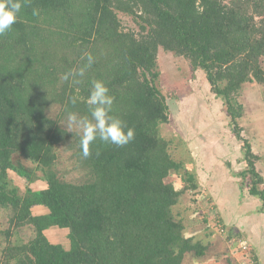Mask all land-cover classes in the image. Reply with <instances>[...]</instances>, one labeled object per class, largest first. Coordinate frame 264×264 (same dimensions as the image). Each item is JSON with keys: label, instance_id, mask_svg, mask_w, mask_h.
Returning a JSON list of instances; mask_svg holds the SVG:
<instances>
[{"label": "trees", "instance_id": "obj_1", "mask_svg": "<svg viewBox=\"0 0 264 264\" xmlns=\"http://www.w3.org/2000/svg\"><path fill=\"white\" fill-rule=\"evenodd\" d=\"M116 11L139 18V36L122 29ZM160 49L206 77V98L224 107L239 135L238 97L248 83L264 86V0H27L12 31L0 36V208L10 211L0 264H184L188 255L206 256L208 246L175 214L187 189L172 182L184 168L178 142L162 133L178 125L157 87ZM88 53L95 62L80 82L64 80ZM98 79L115 98L112 114L135 139L122 147L97 140L85 159L81 130L62 125L68 111L89 115ZM243 143L251 193L264 197L258 157ZM60 145L83 174L77 182L53 170ZM16 158L35 169L19 168ZM11 172L45 185L23 192ZM25 227L33 238L13 242ZM56 230L61 241H52Z\"/></svg>", "mask_w": 264, "mask_h": 264}, {"label": "crops", "instance_id": "obj_2", "mask_svg": "<svg viewBox=\"0 0 264 264\" xmlns=\"http://www.w3.org/2000/svg\"><path fill=\"white\" fill-rule=\"evenodd\" d=\"M194 75L196 74L190 75L188 85L176 93L179 97L174 96L170 104L174 110L175 117L171 118L174 124L181 125L180 121H184L181 134H178L182 137L175 135L178 144L174 147L184 166L180 172L184 175L180 184L187 189L185 193L188 196L184 193L177 206L181 209L180 216L186 215L187 211L186 221L195 224V233L190 236L202 242L213 238L214 244L206 245L207 254L201 259L190 257L187 260L189 264H264V197L251 193V185L248 182L250 174H247L248 178L245 176L248 167L243 142L246 139L242 138L241 133L238 135L235 124L226 117L225 110L220 108V105L213 104L211 98H206V77L198 73L203 80L201 84H205L201 86L198 84L199 80L194 84ZM188 86L193 89H186ZM186 90L190 92L184 95ZM199 95L201 98L194 106L198 107L195 115L190 111L188 101ZM218 118L223 121V127H228L227 130L232 134L228 139L221 138L224 130L217 128L219 133L215 131L214 121ZM231 140H234V143L231 144ZM247 141L252 148V140ZM253 151L252 148V153L258 157L255 161L257 172L263 179V183L257 188L264 191V148L259 153ZM185 173L192 176L191 180ZM209 207L213 209L210 210ZM207 211L210 216L214 213L218 215L219 222L228 231L225 236L212 228ZM201 214L200 220L197 217ZM195 221L200 223L196 224ZM233 243L236 246H232ZM244 245H247V251H243Z\"/></svg>", "mask_w": 264, "mask_h": 264}, {"label": "rangeland", "instance_id": "obj_3", "mask_svg": "<svg viewBox=\"0 0 264 264\" xmlns=\"http://www.w3.org/2000/svg\"><path fill=\"white\" fill-rule=\"evenodd\" d=\"M118 14V17L121 21L122 29L126 32H133L137 34L138 36L141 33V24L140 20L137 16L130 15L127 13L119 12L116 11ZM262 67L264 69V59L262 62ZM158 68L160 71V77L157 80V87L158 89L162 92V94L169 100V104L172 103L173 97H179L176 93L183 89L186 85H188V81L190 80V75L194 74V71L191 66V62L183 57H176L172 53H166L162 49L159 50L158 53ZM201 73V72H199ZM195 76V75H194ZM193 76V77H194ZM199 77V75H197ZM196 80H199L198 84L201 86H204L205 84H201L203 82L202 78L199 77L194 79V84ZM186 89H193V87L190 88L188 86ZM186 90L184 95L188 94L190 91ZM212 94V93H211ZM215 96V95H214ZM181 97V96H180ZM200 95L195 97L194 99H190L188 101L189 103V109L192 111L195 115L197 114L198 107H194L195 104H198V100L200 99ZM238 103L243 105L244 109V114L241 119L238 120L239 122V130H241V134L243 139L246 140H252V148L256 153H259L261 151L264 145L262 141H264V86L260 85L258 83H248L244 86L243 91L241 92L240 96L238 97ZM251 101H254L253 103ZM251 103L253 107H251ZM220 108L224 109L223 107L220 106ZM58 107H54L53 111H51V115H53L55 112L57 113ZM198 118V117H196ZM220 118L216 119L215 122V131L217 132V128H220L224 130L221 138L222 139H228L229 137L232 136L231 132H229L227 129L228 127H223V121L219 120ZM181 125L183 126L184 121H180ZM183 123V124H182ZM223 124V125H222ZM178 125L175 129L171 124H167L163 126V135L165 138L173 141L175 143L177 138L176 136L182 137L181 135H177L175 131H179L182 129V126ZM62 127L68 131H80L79 129L75 128H68L67 126V121H63ZM221 130V131H222ZM219 133V132H217ZM255 135V136H253ZM262 140V141H261ZM256 141L255 143H253ZM234 143V140H231ZM206 143V142H205ZM207 145V143H206ZM174 146V145H173ZM181 147L184 148V144L181 143ZM253 151V152H254ZM176 152H178L176 150ZM184 152V151H183ZM261 154V153H260ZM57 155L58 159L53 167V170L58 174V176L65 181H72V182H77L79 179L82 177V172L80 169H78V165L74 158L72 157V152L67 150L66 145H60L57 148ZM187 156V154H185ZM15 162L17 166L20 167H25L27 169H35L31 163L28 161H25L20 158H16ZM241 165V164H240ZM264 165V163H263ZM260 167V166H259ZM264 167V166H263ZM233 169V167L231 166ZM230 168V169H231ZM30 170V171H32ZM41 174L36 172V175L34 177H40ZM184 175L180 172L178 173H173L172 174V182L175 184L176 187L180 186L181 182H183V177ZM10 179L13 181V183L17 186H19L22 191L24 192L27 187H30L31 189L35 190L38 189L39 187L44 186V181L42 180H36V183L30 184L25 178L20 177L17 173L11 172L10 173ZM182 187V186H181ZM184 187V186H183ZM182 187V190H183ZM185 188V187H184ZM185 196H188L185 193ZM187 199V198H186ZM187 206L189 205L187 203ZM210 210L213 209L209 207ZM180 206H177V210L175 211V214L179 213L180 211ZM40 211L35 210L34 213H39ZM212 213V211L210 212ZM208 214V221H210V225L212 228H217L218 224H221L220 218H218L217 214H211L209 215V212L207 211ZM205 216V215H204ZM180 218H183L185 227H186V233L188 235H191L195 233V224L192 225V221H186L187 220V211L186 215L179 216ZM202 214L199 215L197 218L202 219ZM9 219H10V211L0 208V260L3 252V248L6 244V237L3 234L4 231H6L10 225H9ZM196 224H199L200 222L195 221ZM224 229V231H217L220 235L225 236L227 234V229L224 227L223 224H221ZM52 241H61L62 235L61 232L56 230L52 234ZM16 236V237H15ZM13 238V242L15 243H27L29 240H31L34 236V229L32 227L28 228H23L20 231L18 230L17 234ZM214 242L213 238H209L207 242H204L205 245H210ZM214 244V243H213ZM212 244V245H213ZM232 246H236L235 243L232 244ZM193 257L192 255H188L187 259ZM185 259L184 264H189V261ZM207 259H205L206 261Z\"/></svg>", "mask_w": 264, "mask_h": 264}, {"label": "clouds", "instance_id": "obj_4", "mask_svg": "<svg viewBox=\"0 0 264 264\" xmlns=\"http://www.w3.org/2000/svg\"><path fill=\"white\" fill-rule=\"evenodd\" d=\"M27 0H0V36L12 31L18 22L22 8ZM95 62L92 54H86V64L78 71H69L64 75V80L71 77L76 83L77 77H83L88 68ZM114 97L103 80L91 81V88L87 97L89 107L88 116H80L77 112H67L68 128L79 129L82 132L80 148L82 157L87 159L92 153L90 146L97 140L106 144L122 147L135 139V130L128 127L127 123L112 114ZM77 103L75 97L71 104Z\"/></svg>", "mask_w": 264, "mask_h": 264}, {"label": "built area", "instance_id": "obj_5", "mask_svg": "<svg viewBox=\"0 0 264 264\" xmlns=\"http://www.w3.org/2000/svg\"><path fill=\"white\" fill-rule=\"evenodd\" d=\"M217 226L218 227L215 228L217 231H222V232L224 231L225 228H223L221 224H218ZM247 250H248L247 245H244L243 251H247Z\"/></svg>", "mask_w": 264, "mask_h": 264}]
</instances>
